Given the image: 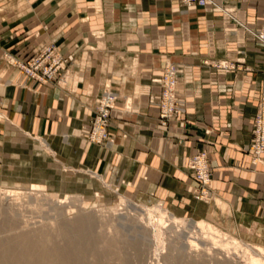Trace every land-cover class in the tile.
<instances>
[{"label":"crops","instance_id":"obj_1","mask_svg":"<svg viewBox=\"0 0 264 264\" xmlns=\"http://www.w3.org/2000/svg\"><path fill=\"white\" fill-rule=\"evenodd\" d=\"M224 6L231 16L213 7L184 12L179 0H0V111L13 148L4 158L21 157L20 145L43 161L41 140L70 178L89 186L130 183L189 216L209 214L191 194L199 184L186 167L206 150L213 195L230 206L237 225L264 226V163L255 166L246 151L264 94V47L245 29L263 26L264 2ZM50 42L69 59L63 87L40 84L5 61L28 62ZM167 62L184 69L178 89L186 110L163 128L150 100L160 101L152 80ZM218 62L236 69H216ZM107 88L119 95L112 151L86 137Z\"/></svg>","mask_w":264,"mask_h":264},{"label":"rangeland","instance_id":"obj_2","mask_svg":"<svg viewBox=\"0 0 264 264\" xmlns=\"http://www.w3.org/2000/svg\"><path fill=\"white\" fill-rule=\"evenodd\" d=\"M6 57V63L11 65V61L15 57L10 55H6ZM67 73L66 69L65 75ZM67 80L65 76V79L60 81L62 83L60 85L65 86ZM129 102L130 100L125 104L127 110H131L132 103ZM6 117V114L0 111V192H18L23 195L10 197L7 202L2 200L3 195H1L0 245L10 247L26 238L40 242L43 238H49L53 235L54 230L59 227L57 226L58 223L64 220L72 221L78 215L91 214L96 220L92 226L94 238L89 242L88 247H79L75 256L80 259L83 257V252L88 250L87 255L84 254L86 255V264H248L240 254H236L234 250L230 249L231 247L215 245L198 230L192 232V230L174 226L173 223L176 219L207 222L216 230L219 242L236 239L249 247L264 248V231H261L264 226H254L252 230V226L237 225L234 216L231 214L230 206L220 198L215 197L211 187L210 196L205 200L199 199L200 196L197 194L202 191V184L197 180L195 172L188 167V161L195 155L186 163V167L193 172V176L199 184L195 190L191 191V194L195 200L205 204V210H209V214L186 216L147 190L138 193L130 183L125 185L121 183L114 187L108 183L105 186L102 182L97 183L95 180L94 184L89 186L84 180L70 178L67 176L69 173L65 166L53 165L55 159L51 157L48 145L42 143L41 140L37 141L36 144L42 147V152L46 154L43 161L37 157L30 158L27 150L21 149L20 145L17 149H19L18 153L21 157L4 158V149L10 153L13 152V148L10 146L11 137L4 136L3 132L5 131L2 128L4 122H8ZM111 140L116 142L115 136L112 135ZM253 141L254 127L251 144ZM114 142L109 146H102L112 151L115 146ZM246 151L250 153L248 150ZM198 152H206V150L200 149ZM259 163H264L263 157ZM253 164L257 165L254 160ZM211 171V180L213 181L212 166ZM217 199L224 203H222V207L218 205ZM53 200L54 202L64 201L65 203L56 206ZM84 202L89 204L88 209L84 208ZM115 209L118 211H113ZM149 213L155 217L163 215L170 221L169 225L171 226H164L163 243L156 246L155 241L150 239L141 241L137 245L126 244L122 235L133 234L129 228L136 229L141 226L148 232L151 230L148 228L149 226H142L147 225ZM122 223H126L127 226H121ZM118 227H127V230L120 234L117 230ZM191 237H195V246H190L187 241ZM94 251L99 252L98 261H95L96 259L93 257ZM109 252L117 253V255H112V253L110 255Z\"/></svg>","mask_w":264,"mask_h":264},{"label":"built area","instance_id":"obj_3","mask_svg":"<svg viewBox=\"0 0 264 264\" xmlns=\"http://www.w3.org/2000/svg\"><path fill=\"white\" fill-rule=\"evenodd\" d=\"M184 12L190 8L213 7L231 16L232 12L224 4L227 0H179ZM263 1L264 0H260ZM248 33L264 47V24L259 29L245 27ZM13 61V62H12ZM11 65L17 67L27 78H32L43 85H48L56 81L60 83L65 78V72L69 65V59L63 55L55 43L41 45L37 49L36 55L28 62H22L13 58ZM214 68L226 72L236 69V66L228 62L215 63ZM184 69L176 64L167 62L162 75L153 79L152 83L161 87L160 101L156 104L154 98L150 100L152 104L159 107V126L168 128L181 114L185 113L186 105L179 93V82ZM119 100V95L111 89H105L97 99L95 116L90 121L88 140L97 145L111 144V114ZM207 131V134H210ZM253 155L255 164L261 162L264 155V94L259 100L258 112L254 120V141L247 148ZM188 167L195 172L197 180L202 184V191L197 195L199 199L205 200L211 194V166L208 153L198 152L188 161Z\"/></svg>","mask_w":264,"mask_h":264},{"label":"bare ground","instance_id":"obj_4","mask_svg":"<svg viewBox=\"0 0 264 264\" xmlns=\"http://www.w3.org/2000/svg\"><path fill=\"white\" fill-rule=\"evenodd\" d=\"M255 1H260V0H255ZM249 30L251 31V29ZM129 103H131V100ZM111 143H113V141H111ZM1 195H3V199L1 198L2 197ZM22 195H23L22 193H18V192L17 193L10 192V191L0 192V200L2 199L5 202H7L10 200V197L22 196ZM54 200H53V203H55L56 206H59L60 204L63 205V203H65L64 201L54 202ZM217 203L218 205H221L222 207L223 202L221 203V201L217 199ZM84 205H85L84 208L88 209L89 204L84 202ZM113 211H118V209H115ZM95 221L96 220L94 219L93 216H91V214L82 215V216L78 215L72 221L64 220L58 223L57 226L59 227L54 230L53 235H51V237L49 238L48 237L43 238V240H41L40 242H35L31 238H26V239L20 240V242L15 243L14 245L10 247H5V246L0 245V264H5L8 262L10 264H79V263L86 264L85 260H86V255H87L88 250H85V252H83V257L80 259L75 257L76 251L79 247L83 246L86 248L88 247V244L90 245L89 242H91V240H93L94 238L92 234V230H93L92 226L94 225ZM169 222L170 221L167 220V218L163 215H159V216L157 215L155 217V216H152L151 213H149V220L147 222V225H142V226H149L148 228L151 229L149 232L139 225L140 227H137L136 229L129 228V230L133 231V234H123L122 237L126 241V244L128 245H137L141 241L152 239L155 241V245L159 246L163 243L164 226H171L169 225ZM173 225L180 226L181 228H185L188 230H192V232H194V230H198V232H200L202 235L207 236L215 245L219 244L226 248L231 247L230 249L234 250L236 254L237 253L240 254L243 260H245V262L248 264H264V248H261L259 246L249 247L237 241L236 239H232L226 242H219L217 240L219 237L216 235L217 234L216 230L205 221L194 222L191 220L186 221V220L176 219ZM121 226H127V225L126 223H122ZM117 230L121 234V232H125L127 230V227L126 228L118 227ZM82 238H84V240H82ZM187 241L190 244V246L191 245L195 246V243H196L195 237L188 238ZM109 245L112 246V244H109ZM98 251H94L92 253L94 259H96L95 261H98V258H97L99 256ZM101 252H102V249H101ZM111 253L112 252H109L110 255ZM112 255H117V253H112ZM106 256H107V253H106Z\"/></svg>","mask_w":264,"mask_h":264}]
</instances>
